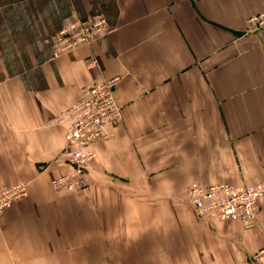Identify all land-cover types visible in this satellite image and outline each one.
<instances>
[{"label": "crops", "instance_id": "crops-1", "mask_svg": "<svg viewBox=\"0 0 264 264\" xmlns=\"http://www.w3.org/2000/svg\"><path fill=\"white\" fill-rule=\"evenodd\" d=\"M264 0H0V188L28 194L0 216V264H235L264 244L252 226L199 217L190 184L264 180ZM103 14L108 33L60 56L52 36ZM98 65L89 68L90 57ZM119 77L115 134L92 144L90 185L69 170L65 113Z\"/></svg>", "mask_w": 264, "mask_h": 264}, {"label": "built area", "instance_id": "built-area-1", "mask_svg": "<svg viewBox=\"0 0 264 264\" xmlns=\"http://www.w3.org/2000/svg\"><path fill=\"white\" fill-rule=\"evenodd\" d=\"M261 29H264V10L251 15L247 24V31ZM108 31L109 24L103 14L75 18L53 34L54 56L89 45ZM87 65L89 68L96 67L98 61L92 56ZM118 81L119 77H113L87 84L82 97L56 118L58 122L69 119L66 144L58 159L68 162L72 168L51 179L54 188L77 191L90 184L89 165L97 157L92 144L99 139L113 137L114 128L122 119L123 106L117 98L115 89ZM27 189V182H18L11 187L0 188V214L14 201L26 195ZM187 196L199 217L220 220L240 219L248 226H252L259 210L260 200L264 196V180L252 185L226 181L204 185L195 180L190 184ZM235 264H264V244L250 257Z\"/></svg>", "mask_w": 264, "mask_h": 264}, {"label": "rangeland", "instance_id": "rangeland-1", "mask_svg": "<svg viewBox=\"0 0 264 264\" xmlns=\"http://www.w3.org/2000/svg\"><path fill=\"white\" fill-rule=\"evenodd\" d=\"M70 168H72V166H71ZM21 182H22V181H21ZM16 184H17V183H16ZM13 185H15V184H13ZM13 185L6 186V187H11V186H13ZM89 185H90V184H89ZM89 185H88V186H89ZM88 186H87V187H88ZM87 187H85V188H87ZM85 188H83V189H85ZM83 189H82V190H83ZM27 194H28V189H27ZM27 194H26V195H27ZM26 195H24L23 197H25ZM23 197H22V198H23ZM20 199H21V198H20ZM17 200H19V199H17ZM17 200H16V201H17ZM14 202H15V201H14ZM14 202H13V203H14ZM11 205H12V204H11ZM9 207H10V206H9ZM9 207H7V208H9ZM7 208H6V209H7ZM6 209L3 210V212L0 214V216L4 213V211H5ZM11 263H12V262H11ZM14 263H15V262H14ZM7 264H8V263H7Z\"/></svg>", "mask_w": 264, "mask_h": 264}, {"label": "bare ground", "instance_id": "bare-ground-1", "mask_svg": "<svg viewBox=\"0 0 264 264\" xmlns=\"http://www.w3.org/2000/svg\"><path fill=\"white\" fill-rule=\"evenodd\" d=\"M13 204V203H12Z\"/></svg>", "mask_w": 264, "mask_h": 264}]
</instances>
